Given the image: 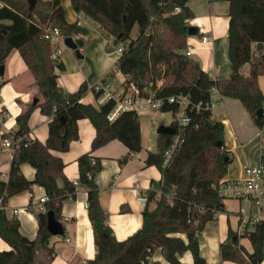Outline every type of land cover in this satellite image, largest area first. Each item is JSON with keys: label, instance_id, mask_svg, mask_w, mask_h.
<instances>
[{"label": "trees", "instance_id": "1", "mask_svg": "<svg viewBox=\"0 0 264 264\" xmlns=\"http://www.w3.org/2000/svg\"><path fill=\"white\" fill-rule=\"evenodd\" d=\"M0 65L13 49H18L34 76L41 99L25 106L17 116L14 136L29 131V118L36 107L50 117L46 141L25 138L13 148L11 166L6 179H0V197L4 203L23 190L35 185L45 187L48 199L43 208H35L31 199L29 208L35 212L38 229L34 239L20 231V220L9 217L0 207V236L11 249L0 250V264H48L54 249L49 244L52 233L48 229V211L61 219L62 202L74 196L76 184L65 178L59 187L57 179L64 177V162L52 150L64 151L79 137L77 121L89 118L96 128L91 149L118 138L129 148L120 163L128 160L142 148L139 116L134 110H123L110 120L108 115L114 101L99 107L82 102L87 83L77 91L65 90L55 72L57 60L51 58L52 42L44 36V25L58 27L63 36L86 34L78 22H69L60 0H37L33 11L27 0H0ZM188 0H71L76 11H83L96 20L108 35L124 42L116 65L124 74L125 82L135 83L144 94L157 96L178 93L190 95L192 103H201V109L188 108L190 122L181 128L175 118L171 125L181 131L182 143L171 160L165 163V151L175 134L160 133L156 152L150 151L147 163L155 164L162 172L161 190L148 191L142 211L141 226L124 239H117L107 224V214L99 200L96 176L102 161L91 152L78 158L79 180L88 188V216L92 223L96 253L86 264H162L151 260L159 249L169 264H185L180 255L190 250L194 264H207L201 255L198 232L209 221H215L223 209L218 184L228 171L232 155L225 148V127L205 107L211 98V86L216 85L222 95L238 98L253 120L264 125L262 107L264 94L258 84V75L264 74V55L253 50L264 43V0H229V59L232 73L229 77L213 78L185 53L188 39V20L194 16ZM10 19L11 23L2 22ZM136 27L135 35L132 34ZM249 64L247 74L241 71ZM60 65V64H59ZM62 65V64H61ZM163 78L156 88L155 80ZM2 83V82H1ZM0 83V84H1ZM176 103H166L161 110L174 112ZM175 132V133H176ZM10 135L4 133L3 137ZM220 142V144H218ZM91 150V151H92ZM23 162L36 169L34 179L25 177ZM233 243L221 244V255L238 264H259L264 257V223L247 231L252 251L239 245L238 236L230 231ZM236 238V239H235ZM44 259L38 260V252Z\"/></svg>", "mask_w": 264, "mask_h": 264}, {"label": "crops", "instance_id": "2", "mask_svg": "<svg viewBox=\"0 0 264 264\" xmlns=\"http://www.w3.org/2000/svg\"><path fill=\"white\" fill-rule=\"evenodd\" d=\"M60 1L66 19L69 22H78L87 29V33L72 35L82 41L80 46L82 58L77 57L74 50L63 41L53 43V48L59 45L63 49L55 68L59 84L65 90L74 92L82 83H87L88 88L81 101L99 107L97 95L92 90L97 80H107L115 88H122L126 83L124 74L116 65L120 54L110 47V42L115 44V37L108 35L106 30L88 14L76 11L71 0ZM2 4L0 1V7ZM187 4L194 13L188 23L199 27V33L189 35L187 39V43L194 47L191 58L211 77H229L232 73L228 38L229 0H188ZM2 22L9 24L11 20L3 19ZM205 31L210 36V41L206 44L201 41ZM253 50L256 54L264 55V43L261 47L255 46ZM241 71L247 74L249 64H243ZM257 79L264 94V74H259ZM0 83V179H6L13 149L3 146V134L14 133L17 130V116L29 103L36 102L35 98L38 102L41 94L33 74L16 48L10 52L4 63ZM220 95L221 103L219 107L213 109V117L223 121L225 148L232 155L228 171L222 179L225 181L244 177L245 166L260 162L264 125L259 126L253 120L241 100L221 93ZM154 109L156 108H147L137 113L142 148L123 164L120 163V159L128 154L129 148L118 138L111 139L94 150L91 149L96 128L86 117L78 119L79 137L71 141L67 150H52L64 162V177H59L57 184L64 187L66 178L76 184V190L74 196L65 197L62 202L59 220L63 224L64 234L52 235L49 239L55 253L48 264H86L87 259L96 253L92 223L87 210L88 188L79 180L78 158L86 152H91L102 161V168L96 176L99 200L107 214L106 222L116 238L124 239L141 226L142 211L146 203L142 197H146L148 191L159 192L162 182L159 167L147 163L149 152H156L158 148L160 133L157 129L164 124H157ZM262 109L264 112V100ZM49 121L50 117L44 114L40 107H36L30 115L29 131L25 137L46 141L49 135ZM21 170L25 177L34 179L36 169L30 162H23ZM43 195H47L45 187L35 185L32 190H23L10 196L2 207L9 217L16 216L20 220L21 233L30 239L36 237L38 221L29 204L31 199L36 203ZM222 204L223 209L217 212L216 220L207 222L198 232L200 252L207 264H238L235 260L222 257L221 244L235 241L229 234L233 231L238 236L239 245L244 246L247 251H252L251 241L245 233L253 229L245 230L241 219L243 212H251L252 205L247 198L235 197H223ZM35 208H38L36 204ZM9 249L10 244L0 236V250ZM37 257L42 261L44 252L39 251ZM180 259L185 264H194L190 250L183 252ZM151 260L169 264L159 249L155 250ZM259 264H264V257Z\"/></svg>", "mask_w": 264, "mask_h": 264}, {"label": "built area", "instance_id": "3", "mask_svg": "<svg viewBox=\"0 0 264 264\" xmlns=\"http://www.w3.org/2000/svg\"><path fill=\"white\" fill-rule=\"evenodd\" d=\"M44 36L49 39L52 44L64 42V36L58 27L51 24L44 25ZM203 43L210 41L208 32H203L201 37ZM126 49L124 42H120L117 45L116 51L122 53ZM194 47L187 44L185 53L191 56ZM63 52L61 46L56 45L52 52L51 58L57 60L59 55ZM163 78H157L155 80L156 88L162 86ZM92 90L97 95V101L101 104L108 100L114 101L113 109L110 111L108 117L110 120L123 110H134L136 113L145 110L147 108L161 109L166 103H176L178 109L174 112V118L177 122V126H182L190 122V116L188 114V108L201 109V103H192L189 94L178 93L166 96H157L156 93L150 92L144 94L142 90L133 82L125 83L122 88H115L112 84L104 79H99L92 86ZM211 98L205 104L207 109L212 111L220 106L221 95L216 85L211 86ZM220 112L217 113L219 115ZM25 135L14 136L13 133L3 137V146L9 148L18 147V145L25 139ZM181 131L175 133V139L171 146L165 151V163H168L175 150L182 143ZM261 160L258 164H249L245 166L244 177L235 178L229 180H221L218 184V191L222 197H235V198H247L250 200L252 210L249 213L243 212L241 217L245 230L254 229L259 223H264V135L260 144ZM48 199L47 195L39 197L36 202L38 208H43L44 202ZM143 201H146V197H142ZM4 206L2 197H0V207Z\"/></svg>", "mask_w": 264, "mask_h": 264}, {"label": "water", "instance_id": "4", "mask_svg": "<svg viewBox=\"0 0 264 264\" xmlns=\"http://www.w3.org/2000/svg\"><path fill=\"white\" fill-rule=\"evenodd\" d=\"M29 3V10L33 11L36 7L37 0H27ZM188 36L189 35H197L199 33V27L197 25H188L187 30ZM115 44L118 42V38H115ZM64 43L66 46L72 48L76 54L77 57L82 58L83 54L80 51V46L82 45V41L79 38H74L73 36H65L64 37ZM258 46H262V42L258 43ZM4 71V64L0 65V74H3ZM34 101H37V98L34 99ZM263 109L262 107L258 109V114H262ZM158 133H171L175 134L176 129L172 125H160L157 129ZM220 144V142H218ZM48 229L52 233V235L56 234H64V227L62 222L57 219L52 211H48V220H47Z\"/></svg>", "mask_w": 264, "mask_h": 264}, {"label": "rangeland", "instance_id": "5", "mask_svg": "<svg viewBox=\"0 0 264 264\" xmlns=\"http://www.w3.org/2000/svg\"><path fill=\"white\" fill-rule=\"evenodd\" d=\"M137 29L136 27L133 29L132 34L135 35ZM110 47L116 49V44L110 42ZM120 54V53H119ZM154 114L156 115L157 124H170L173 120V112L172 111H162L161 109H154ZM157 125V126H158Z\"/></svg>", "mask_w": 264, "mask_h": 264}]
</instances>
